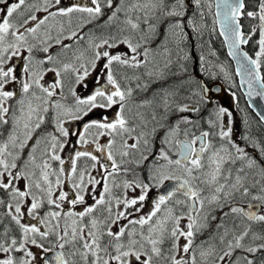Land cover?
Segmentation results:
<instances>
[{"label":"snow or ice","instance_id":"1","mask_svg":"<svg viewBox=\"0 0 264 264\" xmlns=\"http://www.w3.org/2000/svg\"><path fill=\"white\" fill-rule=\"evenodd\" d=\"M214 37L264 100V0H0V264H264V112L213 104Z\"/></svg>","mask_w":264,"mask_h":264},{"label":"rangeland","instance_id":"2","mask_svg":"<svg viewBox=\"0 0 264 264\" xmlns=\"http://www.w3.org/2000/svg\"><path fill=\"white\" fill-rule=\"evenodd\" d=\"M210 22V18H209ZM222 38H213V47L217 51L219 60L216 62H224L225 65L229 68V70L233 73V83H235L236 87H232L231 84L226 81L223 76L221 75L217 80L212 81L211 83L213 86L220 84L222 87V94L216 95L214 94L213 98V104H219L223 107L227 108L230 112H232L233 117L235 118L238 125L241 124L242 118L244 116V113L246 112L248 115V118L255 122L258 120L257 115L249 108L248 103L245 99V96L241 93L240 86L238 83V78L235 76V69L234 65L231 61V59L227 55V51L225 46L222 43ZM200 54V50L197 47L195 51L193 52V58L189 61L188 69L192 67L193 73L195 74V77L197 78H203L200 76L199 71V63H198V56ZM232 93L236 94V100L233 99ZM238 101V106H237ZM227 119V118H225ZM74 139V138H73ZM67 151V149H66Z\"/></svg>","mask_w":264,"mask_h":264},{"label":"water","instance_id":"3","mask_svg":"<svg viewBox=\"0 0 264 264\" xmlns=\"http://www.w3.org/2000/svg\"><path fill=\"white\" fill-rule=\"evenodd\" d=\"M222 38V37H221ZM223 39V38H222ZM225 48H226V46H225ZM226 51H227V48H226ZM230 58V57H229ZM231 59V58H230ZM231 61H232V63H233V65H234V69H235V67H236V65H235V61H233L232 59H231ZM237 78H238V83H239V77L237 76ZM239 86H240V84H239ZM214 88L215 87H220L221 89H222V87H221V85L220 84H218V85H215V86H213ZM240 90H241V93L245 96V99H246V101H247V103H248V106H249V108L256 114V112L257 111H260V112H264V100H261L259 97H254V98H249V97H247L246 95H245V93H246V91H247V86L245 85L244 87H241L240 86ZM222 94V91L220 92V93H218V94H216V95H221Z\"/></svg>","mask_w":264,"mask_h":264},{"label":"trees","instance_id":"4","mask_svg":"<svg viewBox=\"0 0 264 264\" xmlns=\"http://www.w3.org/2000/svg\"><path fill=\"white\" fill-rule=\"evenodd\" d=\"M189 72L195 77V74L193 73L192 67L190 68Z\"/></svg>","mask_w":264,"mask_h":264}]
</instances>
